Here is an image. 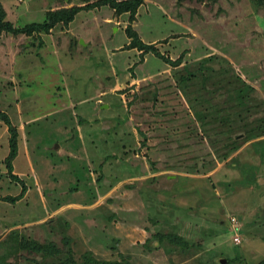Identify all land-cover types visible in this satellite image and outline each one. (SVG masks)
I'll return each mask as SVG.
<instances>
[{"label": "rangeland", "instance_id": "374dc122", "mask_svg": "<svg viewBox=\"0 0 264 264\" xmlns=\"http://www.w3.org/2000/svg\"><path fill=\"white\" fill-rule=\"evenodd\" d=\"M95 1L0 6L21 29ZM256 2L145 0L131 26L159 57L128 50L129 15L108 7L81 11L47 38L0 37V111L17 129L14 174L27 188L15 204L0 202L1 264L263 263L264 4ZM222 61L230 72L218 79ZM194 70L200 83L180 81ZM8 139L0 122V197L21 191L6 177ZM172 234L191 247L153 238ZM34 242L55 256L24 251Z\"/></svg>", "mask_w": 264, "mask_h": 264}, {"label": "trees", "instance_id": "16d2710c", "mask_svg": "<svg viewBox=\"0 0 264 264\" xmlns=\"http://www.w3.org/2000/svg\"><path fill=\"white\" fill-rule=\"evenodd\" d=\"M144 1L145 0H97L91 4H87L85 6H73V7H70L68 9H61L58 12H54V11L48 12L46 15V17H47L46 21L44 23L26 25L25 27H23L21 29L14 28L10 22L5 20V13H4L2 7L0 6V37L1 36L18 37V36H22V35L30 37V36H34V35H38V36L43 35L44 38H47L50 36L49 33L52 29H54L58 25L70 24L74 20L75 16L77 14H79L81 11H84V10L89 11L91 9L108 7L117 16H121L124 14L129 15L128 25L124 30L126 38L129 41L128 45L126 46L128 48V50L134 49L137 52H139L140 55H142V56L148 54L149 52H152L154 55L159 57V53H158V51L155 50L153 45L144 43L138 37V35L136 34V32L134 31V29L131 26V23L134 22V20H135V14H136L137 10L144 4ZM261 1H263V2H261ZM256 3L260 6H262V4H264V0H258V2H256ZM44 38L42 39V42H44V44H45V43H47L48 40H44ZM40 43H41V41H40ZM162 59H164V57ZM165 65H167L169 67H176L177 66V64L175 65L169 59H165ZM203 68L204 69H202L201 72H203L204 70L209 72L208 76L204 77L206 79L205 81H207V78L213 72H212V70L209 69L208 66H204ZM200 70H201V68H200ZM197 71L199 72V69H197ZM195 72L196 71L194 70V72L192 73V76H191V74H188L187 76L183 77L184 79H180V81H182V83L189 82L190 84L200 83V81H198V80L196 81V79L194 78V76L198 77V75H199L198 73H195ZM229 72H230V70H228L227 67H225V62L222 61V62H220V69H219L220 77L217 76L218 74L216 75V77H218V79L223 78L225 75H228ZM229 78L231 79V75H229ZM232 81L238 82L239 80L235 79ZM231 85L237 86L236 84H234L232 82H231ZM240 86H242V85H240ZM240 86H237L235 89L240 88ZM230 99L231 98H229V100ZM244 99L246 100V101H243L246 104L245 105V112H247V110L253 111L255 108L253 106L249 105V100H251V99L248 100V98H246V96H244ZM248 105H249V108H248ZM215 106L213 109H215ZM158 107H160V106L158 105ZM162 114L163 113H161V115ZM172 118H174V117L172 116ZM0 122H2L6 126L7 133L9 135L8 154L3 161L4 167L6 169V177L11 182L17 183L21 186V191L17 196L0 197V202L15 204L17 201L21 200L24 197V194L27 192V188H26V185L24 184V182L17 175L14 174L13 162L16 159L17 154H18V144H17L18 132H17V129L12 125L8 115L1 112V111H0ZM184 126L186 127L187 125H184V123H183L180 127V130H181L180 132L183 131L182 133L185 132L188 135L189 132L187 129L184 128ZM155 128H157V127H155ZM137 132H138V130H137ZM144 134L145 133L142 131H139V133H138V135L143 136V137L145 136ZM198 134L201 135L200 131H198ZM162 137H161V141L159 143L165 145V143H167V141H164V139ZM145 139H143L142 143L144 142ZM232 141L233 140H231V142L228 143V144H230L229 146L226 145V148H228L227 151H230L231 149L234 148L233 146H235V145H233L232 143L235 144V142H232ZM181 145L183 147H189V145H186L185 143L184 144L182 143ZM141 146H144V144L140 145V147ZM158 155H160V154H158ZM155 164L156 163L151 162L150 165L154 166ZM166 167L168 170L172 169V168H170L171 166H169V164L166 165ZM160 172H159V168H157L155 170V174L160 173ZM238 222H239V220H238ZM227 224L229 227L228 221H227ZM229 234H230V236L232 235L230 232H229ZM153 238L156 239L157 241H162V239L165 238L169 242L176 244L180 248H183V249L184 248L187 249V248L191 247V244H189L187 241L183 240V238H181L179 236H175L174 234L167 235V236L153 235ZM146 242L150 243V241H146ZM23 249H24V251H26L28 253H30L31 251H34V252H40L45 256L50 254V255H48L49 257L55 256V255H53L55 250H51L50 246H41L35 242L34 243H26L25 246L23 247ZM56 252H58V251H56ZM66 261H67V263H64V264H77L71 258L67 259ZM2 264H11V263H2ZM32 264H36L35 261H32ZM38 264H44V263H38ZM83 264H133V263H131V261L129 259L121 256L120 260L115 261V262H100V261H96L94 259H87ZM261 264H264V261Z\"/></svg>", "mask_w": 264, "mask_h": 264}, {"label": "built area", "instance_id": "2783aa9c", "mask_svg": "<svg viewBox=\"0 0 264 264\" xmlns=\"http://www.w3.org/2000/svg\"><path fill=\"white\" fill-rule=\"evenodd\" d=\"M228 223H229V229H230V233L231 235V240L234 244L238 245L241 243V238L239 236V233L241 231V225L238 222V220L235 217H229L228 219Z\"/></svg>", "mask_w": 264, "mask_h": 264}, {"label": "water", "instance_id": "95a60500", "mask_svg": "<svg viewBox=\"0 0 264 264\" xmlns=\"http://www.w3.org/2000/svg\"><path fill=\"white\" fill-rule=\"evenodd\" d=\"M64 1H68V0H64ZM224 263H225L224 260H221V261H220V264H224Z\"/></svg>", "mask_w": 264, "mask_h": 264}]
</instances>
